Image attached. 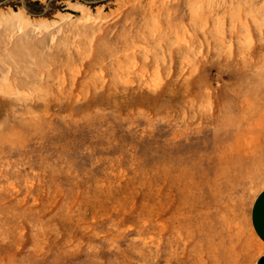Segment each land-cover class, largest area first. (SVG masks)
<instances>
[{
	"label": "rangeland",
	"instance_id": "obj_1",
	"mask_svg": "<svg viewBox=\"0 0 264 264\" xmlns=\"http://www.w3.org/2000/svg\"><path fill=\"white\" fill-rule=\"evenodd\" d=\"M48 1H0V264H255L264 0Z\"/></svg>",
	"mask_w": 264,
	"mask_h": 264
},
{
	"label": "crops",
	"instance_id": "obj_2",
	"mask_svg": "<svg viewBox=\"0 0 264 264\" xmlns=\"http://www.w3.org/2000/svg\"><path fill=\"white\" fill-rule=\"evenodd\" d=\"M251 227L254 237L264 250V188L258 193L254 200L251 211ZM263 256L264 254L261 255L259 259ZM257 262L255 264H257Z\"/></svg>",
	"mask_w": 264,
	"mask_h": 264
},
{
	"label": "trees",
	"instance_id": "obj_3",
	"mask_svg": "<svg viewBox=\"0 0 264 264\" xmlns=\"http://www.w3.org/2000/svg\"><path fill=\"white\" fill-rule=\"evenodd\" d=\"M54 2H55V0H49L48 1V3L50 5L53 4ZM34 6L38 7V9H33L31 7H28V10L31 14L40 16L44 13L43 10H44L45 6L40 1H35Z\"/></svg>",
	"mask_w": 264,
	"mask_h": 264
},
{
	"label": "water",
	"instance_id": "obj_4",
	"mask_svg": "<svg viewBox=\"0 0 264 264\" xmlns=\"http://www.w3.org/2000/svg\"><path fill=\"white\" fill-rule=\"evenodd\" d=\"M257 264H264V256L258 260Z\"/></svg>",
	"mask_w": 264,
	"mask_h": 264
}]
</instances>
